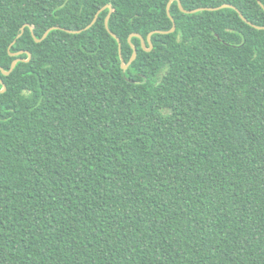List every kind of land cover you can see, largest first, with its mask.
I'll return each instance as SVG.
<instances>
[{
    "label": "trees",
    "instance_id": "16d2710c",
    "mask_svg": "<svg viewBox=\"0 0 264 264\" xmlns=\"http://www.w3.org/2000/svg\"><path fill=\"white\" fill-rule=\"evenodd\" d=\"M168 1L0 0V264H264V28Z\"/></svg>",
    "mask_w": 264,
    "mask_h": 264
},
{
    "label": "water",
    "instance_id": "95a60500",
    "mask_svg": "<svg viewBox=\"0 0 264 264\" xmlns=\"http://www.w3.org/2000/svg\"><path fill=\"white\" fill-rule=\"evenodd\" d=\"M173 1H177L178 6H179V8L181 9V11H183V12H185V13H194V12L201 11V10H218V9H221V8H224V7H230V8H233V9L237 10V11L239 12V15L243 18V20H245L247 23H249V24L252 25L253 27H255V28H257V29H262V28H264V26L255 25V24H253L252 22H250L249 20H247V19L242 15V13H241V12H240V11L234 6V5H232V4L224 3V4H221V5H219V6H215V7H197V8H194V9L188 10V9H185V8L182 6L180 0H169V1L167 2V5H166V12H167L168 16L170 17V19H171V21H172V27H171L169 30H152V31L148 32L146 39H147V41H148V43H149V47H146V46H145V39H144V37H142L139 33H132V34L130 35V37H131V36L139 37V38H140V41H141V45H142V47H143L145 50H150V49L152 48V43H151V40H150V39H151V35H152L153 33H170V32H173V31L175 30V28H176V23H175V21H174L173 16H172L171 13H170V6H171V3H172ZM257 1H258L259 4L262 5V7H263V9H264V5L261 3V1H260V0H257ZM106 7H108L109 11H108V14L106 15V18H105V27H106V29L108 30V32H109V33H110V34H111V35L117 40V42H118V51H119V55H120V59H121V67H122L123 69H126V68L130 65V63L136 58V55H137V49H136V47H135L134 45L131 44L132 49H133V52H132V55H131L129 61H128L127 63H125V62H124V59H123V57H122V52H121V48H122V47H121V41H120L119 37H118L114 32H112V31L109 29V26H108V20H109V18H110L111 13H112V6H111V5L108 4V5H105V6H103L102 8H100V9L95 13V15H94L92 21H91L88 25H86L84 28H82V29H78V30H70V29H66V30H67L68 32H70V33H78V32H81L82 30L88 29L89 27H91V26L96 22L99 12H100L101 10H103L104 8H106ZM25 25H26V24H25ZM25 25L21 26V28H20V32L18 33L17 37H20V36L22 35V33L24 32V27H25ZM53 28H55V27H50V28H48V29L43 33V35H42L41 38H36L35 35H34V33H33V31H32V30H31V31H32V35L35 37V40H36L37 42H40L42 39H44V38L47 36V34L49 33V31H50L51 29H53ZM130 37H129V40H130ZM14 42H15V40H14L11 44H13ZM9 53H10V55H16V54H18V53H12V52H9ZM27 54H28V57H27L26 59H23V58H20V57H16L15 59H13L12 62H11V65H10V67H9L8 70H4V69L0 68L1 71H2V73H3L4 75H8V74L14 69V67H15V65L17 64L18 61H22V60H24V61H28V60L30 59V57H31V54H30V52H27ZM0 83L2 84V88L0 89V92H3V91H5L6 86H5V84L3 83V80H2V79H0Z\"/></svg>",
    "mask_w": 264,
    "mask_h": 264
}]
</instances>
